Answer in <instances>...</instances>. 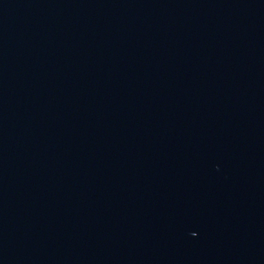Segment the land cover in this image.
<instances>
[{
    "label": "water",
    "instance_id": "obj_1",
    "mask_svg": "<svg viewBox=\"0 0 264 264\" xmlns=\"http://www.w3.org/2000/svg\"><path fill=\"white\" fill-rule=\"evenodd\" d=\"M0 264H264V0H0Z\"/></svg>",
    "mask_w": 264,
    "mask_h": 264
}]
</instances>
